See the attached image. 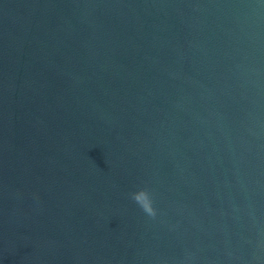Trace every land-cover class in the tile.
<instances>
[{
  "label": "water",
  "instance_id": "obj_1",
  "mask_svg": "<svg viewBox=\"0 0 264 264\" xmlns=\"http://www.w3.org/2000/svg\"><path fill=\"white\" fill-rule=\"evenodd\" d=\"M0 264H264V0H0Z\"/></svg>",
  "mask_w": 264,
  "mask_h": 264
},
{
  "label": "clouds",
  "instance_id": "obj_2",
  "mask_svg": "<svg viewBox=\"0 0 264 264\" xmlns=\"http://www.w3.org/2000/svg\"><path fill=\"white\" fill-rule=\"evenodd\" d=\"M133 198L136 199V201L141 204V206L147 213H149L150 215L155 214V209L151 206V204L143 194H134Z\"/></svg>",
  "mask_w": 264,
  "mask_h": 264
}]
</instances>
